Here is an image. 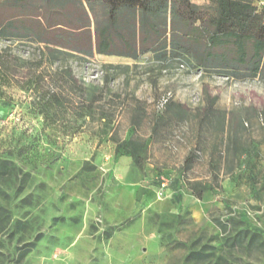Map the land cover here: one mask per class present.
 Instances as JSON below:
<instances>
[{
	"label": "rangeland",
	"instance_id": "rangeland-1",
	"mask_svg": "<svg viewBox=\"0 0 264 264\" xmlns=\"http://www.w3.org/2000/svg\"><path fill=\"white\" fill-rule=\"evenodd\" d=\"M0 52V264H264V80L11 34Z\"/></svg>",
	"mask_w": 264,
	"mask_h": 264
},
{
	"label": "trees",
	"instance_id": "trees-1",
	"mask_svg": "<svg viewBox=\"0 0 264 264\" xmlns=\"http://www.w3.org/2000/svg\"><path fill=\"white\" fill-rule=\"evenodd\" d=\"M257 1L85 0L86 9L83 0L80 7L72 0H0V36L31 37L89 55L138 59L170 51L193 58L203 70L264 80V2ZM6 58L0 52V84L10 82ZM51 77L64 89L84 90L71 68L56 69ZM57 93L48 96L51 105ZM129 144L119 143L117 155H131Z\"/></svg>",
	"mask_w": 264,
	"mask_h": 264
}]
</instances>
